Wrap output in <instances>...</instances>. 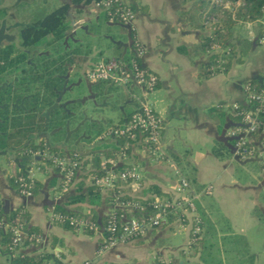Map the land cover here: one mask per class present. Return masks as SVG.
I'll use <instances>...</instances> for the list:
<instances>
[{
	"label": "crops",
	"instance_id": "1",
	"mask_svg": "<svg viewBox=\"0 0 264 264\" xmlns=\"http://www.w3.org/2000/svg\"><path fill=\"white\" fill-rule=\"evenodd\" d=\"M125 1L135 6L132 30L122 25L111 34L104 33L102 26L98 29L96 27L102 10L95 0H40L43 8L39 10L38 15L30 17L41 16L47 10L65 5L66 17L71 25L68 37L90 44L92 51L88 61L80 69V74L67 85L72 94H79L78 99L83 103L87 100L95 102L98 95L103 99V104L118 99L109 90V87H118H111V84L105 81L94 82L85 78L86 68L101 51L107 49V42L121 47V54L126 50L132 54L133 42L141 44L144 52L139 61L157 78L152 93L162 95L161 100L158 95L160 111L156 110L155 102L149 97L151 92L148 93L147 99L163 124V160L159 163L148 162L143 157L142 146L132 144L127 147L129 151L122 158L118 151L121 145L119 141L109 135L103 139L98 138L104 133L94 137L88 144L74 140L71 146L85 155L83 158H87L86 162L89 164L96 163L90 159L98 156L99 165L103 161H113L116 164L129 161L140 166L145 180L140 187L132 186L129 191L132 195L146 196L148 193L146 191L143 194V190L154 183L164 196L167 195V198L171 199L175 195L178 179L186 178L185 174L193 175L195 182L200 186L196 191L206 186L211 188L210 194L200 195L195 200L196 214L198 204V209L212 222L218 237L230 233L245 237L248 252L240 257V264H264V170L262 163L255 158L236 156L230 143L232 139L228 135V130L239 121L231 117L234 110L232 104L245 103V83L254 78L260 79L264 74V36L258 39L257 31L260 22L264 28V21L235 24L229 41L235 44L236 55L227 71L209 77H199L196 72L201 64L207 63V53L189 55L180 52L179 47L184 46L188 50L199 52L202 38L210 34L211 23L219 20L218 17L210 16L208 21L202 22L197 18V14H193L194 19L190 24L188 16H192L189 13H194V0ZM34 2L35 0H0V14L4 11L0 19V47L6 44L3 37L8 34L5 32L8 28L6 20L13 19L21 4ZM48 6L53 7L48 9ZM31 9L37 12L34 8ZM212 50L222 51L217 45ZM66 77L67 80L69 76ZM82 83L83 86H80ZM120 90L123 101L119 103L120 112L114 122L107 118L99 120L86 116L88 120L95 121L100 126L105 124L102 129L104 132L117 123L121 114L131 111L136 105L125 90ZM132 92L137 97L140 96L137 87L133 86ZM61 99L60 96L59 101L55 100V104H59ZM67 102L61 103L63 108H66ZM48 111L49 108L43 112L45 116H48ZM33 141L41 142L44 148L51 144L66 146L68 143L66 139L51 143V135L46 131L35 135ZM215 142H221L228 148V158L220 159L212 153ZM34 150L39 148L32 151ZM25 158H29L28 155L22 156L19 149L0 147L2 212L6 214L22 206L28 213L26 232L29 227H35L40 235L35 243H20L14 250V255L48 254L43 264H81L84 261L89 264H170L174 261H178V264H205L199 254H194L190 247L193 217L190 213L183 214L184 212L180 211L184 218L179 221L148 230L141 238L116 242L103 248L102 230L87 232L86 229L64 227L52 218L51 211L57 210V206L73 209L80 206L82 211L96 212L97 221H100L101 217L106 216L112 209V205L105 202L106 192L101 191L98 204L68 203V197L74 194V190L59 193L56 184L50 183L52 177L57 175L52 170L44 169L43 178L35 177L41 182L37 193L23 194L13 187L8 179ZM177 233L182 235V243L178 247L166 241L168 235ZM221 257L224 259V254ZM0 264H12L10 257L1 251Z\"/></svg>",
	"mask_w": 264,
	"mask_h": 264
},
{
	"label": "trees",
	"instance_id": "2",
	"mask_svg": "<svg viewBox=\"0 0 264 264\" xmlns=\"http://www.w3.org/2000/svg\"><path fill=\"white\" fill-rule=\"evenodd\" d=\"M95 1L100 2L101 0ZM194 6V13H189L192 16H188L190 24L194 19L193 14H197V18L201 19L202 22L208 21L210 16L218 17L219 20L211 23L210 34L202 38L199 52H193L184 46L179 47V51L189 55L207 53V63L201 64L196 72L199 77H209L218 72H225L236 55L235 44L229 41L233 26L239 22L243 24L244 22L264 21V0H194ZM129 7L135 12L134 5L129 4ZM117 8H120V6L114 3L108 10L109 14L107 10H102L100 20L96 24L97 29L102 26L104 33L111 34L117 27L122 26L121 11H116ZM66 9L65 5H59L45 11L41 16L24 21L22 25L17 27V41L6 43L3 47H0V147H13L19 149L22 156H31L29 154L30 150L45 147L41 142L35 143L33 137L46 131L51 135V143H57L63 139H66L69 143L60 147L51 144L46 147L48 152L60 156L65 155L70 159H73L74 154H76L78 159H83V164L86 165L88 164L86 162L87 158H83L85 155L72 147L71 143L78 140L80 143L88 144L94 137L107 131H102L97 122L88 120L86 114L79 111L83 103L81 99H78L79 94H72L70 89L67 88V85L80 74V69L88 61L92 49L89 43L68 37L71 25L66 17ZM3 14L4 11H2ZM110 17H112L111 21H109ZM257 31L258 39L264 36V28L261 22L258 24ZM107 44V49L101 51L95 60L116 57L123 58L128 62L133 57V54L127 50L121 54V47L116 46L115 43L112 44L108 41ZM215 45L222 51H213ZM135 60L140 64L138 58ZM66 76H69L67 80ZM263 80L264 74L261 75L260 79L254 78L245 84L251 89L259 90L263 86ZM101 84L99 85L102 86ZM110 86L116 88L114 85ZM59 95L62 97L60 104L68 101L65 103L66 108L55 105V100ZM256 105V102L241 103L239 104L240 110H233L231 117L239 119L241 110L254 109ZM135 107L131 111L121 114L117 123L111 125L110 128L125 122ZM48 108V116H45L43 112ZM220 116H222L221 113ZM258 118L261 124L252 134V137L248 138L246 142L248 147L256 146L254 145L255 137L260 142H264V109L258 112ZM115 139L122 145H119L118 151L121 154L128 153L129 150L123 145L124 138L117 137ZM230 143L233 142L230 141ZM228 151V148L221 142H215L212 147V153L220 159L228 158ZM98 159V156L92 157L90 161L96 163L90 164V167L99 168ZM31 160L36 161L34 158L22 160L19 163V168L9 177L10 184L16 189H19L16 178L18 176L26 177V169ZM132 164V162L127 161L122 165L125 167ZM261 167H263V164ZM51 168L53 172L58 171L56 167ZM138 168L141 170L140 166ZM96 173L94 174L96 176L103 175L101 171ZM81 175L82 177L87 176V174ZM185 176H187V179H185L190 190L200 187L195 182L193 175L185 174ZM58 180V176L52 177L50 183L57 185ZM144 180L145 177L141 174L137 186L140 187ZM129 183V180H117L114 183V190L112 192L106 191L105 202L112 205V209L108 215L101 217L100 221L102 223L105 222L108 216L118 218L123 214L126 217L137 219L146 218L152 210L153 196L164 197V193L154 183L149 184L143 190V194L147 191L146 196L141 194L132 195L129 193L132 188ZM40 186V180L34 178L32 187L29 190L32 194H36ZM101 191V188L94 183L86 184L84 180H78L75 184L74 194L68 197V203L98 204L101 199ZM126 202L134 203L136 206L134 208L119 206L121 203ZM197 205V219L201 231L195 233L190 230V247L194 254H199L201 261L205 264H223L224 262L225 264H240V257L248 252L245 237L233 233L218 237L212 222L203 211L198 209ZM56 211L67 215L76 213V215L89 221H96L98 218L96 212L93 210L82 211L80 206L75 209L57 206ZM0 215L6 224L4 228L0 226V251L10 257L12 264H43L47 260L48 254L25 256L14 255L13 253L20 244H12L11 227L19 225L26 229L27 211L19 206L3 214L0 205ZM180 218H184L180 210L170 209L166 215V223L158 227L173 221H179ZM62 225L66 228H73L67 223H62ZM85 231L91 232L87 229ZM39 237L38 230L35 227H29L21 243H35L39 240ZM223 254L225 260L221 257ZM155 264L163 263L156 262ZM170 264H178V261Z\"/></svg>",
	"mask_w": 264,
	"mask_h": 264
},
{
	"label": "built area",
	"instance_id": "3",
	"mask_svg": "<svg viewBox=\"0 0 264 264\" xmlns=\"http://www.w3.org/2000/svg\"><path fill=\"white\" fill-rule=\"evenodd\" d=\"M118 4L120 8L115 9L121 11V24L132 30V21L135 18V12L131 10L129 4L125 0H101L97 2V6L101 10H109L112 4ZM110 12L108 11V14ZM112 17L109 18V21ZM144 49L138 42H133V57L127 62L123 58L109 57L107 59H97L91 62L85 70V78L89 81H105L118 88H122L136 102V107L130 117L119 126L110 128L106 133L99 136V139L109 135L112 138L123 137L124 147L130 144L133 146H142V154L148 162L159 163L163 160L164 153L161 150V138L163 133V124L160 117L155 111L152 103L147 99L148 93L152 92L156 86L157 78L147 68L145 69L141 63L135 59L140 58ZM148 70V71H147ZM139 89L138 97L132 92V87ZM257 105L254 109L240 111V118L229 130L228 135L232 139L233 153L236 156L248 157L255 151L257 142L254 141V147H248L246 142L248 138L257 130L261 124L258 118V112L264 109V80L263 86L259 90L245 86V104L254 103ZM234 110H240L239 104H232ZM264 147V145L262 146ZM141 149V148H140ZM262 152L264 150L262 149ZM259 153H254L264 155ZM29 158H38L36 161L31 160L27 169L26 177L18 176L16 178L19 184V192L23 194H31L29 190L32 187L35 170H52L51 167L58 168L54 172L59 177L56 188L59 193H66L74 190L78 180H84L86 184L99 186L102 191H113L114 183L117 180H129L132 186L137 185L141 178V171L137 165L123 166L122 162L118 164L113 161H103L99 168L90 167V164H83V159H78L76 154L70 159L68 156H60L47 151L46 148L39 150H30ZM124 158V154H121ZM76 157V158H75ZM49 161V163L47 162ZM262 169L264 170V160ZM48 166V167H47ZM53 171V170H52ZM97 171H101L103 175L96 176ZM81 174H87L82 177ZM81 175V176H80ZM190 192V193H189ZM211 188L206 186L200 190H191L188 182L184 177L178 179L173 198L153 196L152 210L150 215L143 219L134 217H126L124 214L118 218L108 216L105 222L89 221L82 216L74 214H61L60 212L51 211L52 218L58 223H67L76 229H87L91 232L102 230L104 232L102 239V248L116 242H125L141 238L148 230L158 227L166 223V215L171 210H180L183 214H193L191 219L193 232H200L199 221L195 212V200L204 194H210ZM119 206L134 208V203H121ZM109 214V213H108ZM107 214V215H108ZM0 226H6L4 219L0 215ZM12 244H20L26 234V230L19 225L11 227ZM81 264H89L84 261Z\"/></svg>",
	"mask_w": 264,
	"mask_h": 264
},
{
	"label": "rangeland",
	"instance_id": "4",
	"mask_svg": "<svg viewBox=\"0 0 264 264\" xmlns=\"http://www.w3.org/2000/svg\"><path fill=\"white\" fill-rule=\"evenodd\" d=\"M40 0H35V2L32 4H21L19 7V11L14 13L13 19H7L6 22H8V28L5 32H8V34L4 35L3 37L5 38V42H16L17 41V27L19 25H22L24 21H29L32 18L30 16L32 15H38V13L41 11L40 9L43 8L42 3L39 2ZM238 4V3H236ZM53 6H48L47 8L50 9ZM31 8H34L37 12L33 11ZM40 10V11H39ZM15 12V11H14ZM2 15L0 14V19ZM4 20V19H3ZM1 30V29H0ZM71 39V38H70ZM80 86H83V83L80 84ZM110 93L114 94L115 101H111L108 104H103V99L99 97H95V102L87 100L85 103H83L79 111H82L86 114V116H93L96 119H101V118H107L110 122H114L118 115H119V103L123 101V94L120 88L117 89H110ZM160 100L162 95H160ZM155 94L154 92L150 93L149 97L155 102L156 110L160 111L161 110V103L159 101V96ZM116 102V104H115ZM118 104V105H117ZM102 126V127H101ZM101 129H104L105 124H101ZM255 141L257 142V146L255 149L254 153H259L262 152V149L264 150V145L263 141H259L258 138H254ZM251 154L250 157L255 158L258 162H262L264 160V155L261 157L260 155L257 154ZM264 153V152H262ZM261 164V163H260ZM251 171V170H250ZM35 176H38L39 179L43 178L44 173L42 170H35L34 171ZM180 233L174 234V235H168L166 241H169L171 244L174 246H180L182 243V235L180 236Z\"/></svg>",
	"mask_w": 264,
	"mask_h": 264
},
{
	"label": "water",
	"instance_id": "5",
	"mask_svg": "<svg viewBox=\"0 0 264 264\" xmlns=\"http://www.w3.org/2000/svg\"><path fill=\"white\" fill-rule=\"evenodd\" d=\"M60 96H61V95H59V97L56 99V102L59 101ZM55 105L63 106V104H60V103H59V104L56 103ZM55 105H54V106H55Z\"/></svg>",
	"mask_w": 264,
	"mask_h": 264
}]
</instances>
